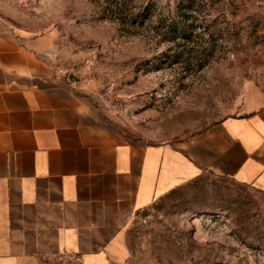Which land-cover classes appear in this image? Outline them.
<instances>
[{
  "label": "rangeland",
  "instance_id": "rangeland-1",
  "mask_svg": "<svg viewBox=\"0 0 264 264\" xmlns=\"http://www.w3.org/2000/svg\"><path fill=\"white\" fill-rule=\"evenodd\" d=\"M160 1L172 9L176 0ZM207 2L198 30L212 32L214 49L196 70L164 63L173 43L153 19L130 28L94 0H0L18 41L46 45L42 77L67 84L107 128L132 139L133 168L143 151L150 196L119 228L120 264H264V114L250 117L264 108V0ZM247 150L252 159L235 174ZM33 264L76 261L58 251Z\"/></svg>",
  "mask_w": 264,
  "mask_h": 264
},
{
  "label": "crops",
  "instance_id": "crops-1",
  "mask_svg": "<svg viewBox=\"0 0 264 264\" xmlns=\"http://www.w3.org/2000/svg\"><path fill=\"white\" fill-rule=\"evenodd\" d=\"M39 42L18 41L0 19V264L58 251L76 264H120L119 228L150 196L143 151L133 168V140L107 128L67 84L42 77ZM251 153L234 162L235 174Z\"/></svg>",
  "mask_w": 264,
  "mask_h": 264
},
{
  "label": "trees",
  "instance_id": "trees-1",
  "mask_svg": "<svg viewBox=\"0 0 264 264\" xmlns=\"http://www.w3.org/2000/svg\"><path fill=\"white\" fill-rule=\"evenodd\" d=\"M100 10L119 24L135 28L153 19V28L163 40L173 43L164 63L180 64L183 68H203L210 60L214 39L212 32L204 38L202 28L206 18L201 9L208 7L207 0H176L172 9L160 0H94ZM204 27V26H203ZM206 27V26H205ZM197 180L190 179L183 187H191ZM177 188V187H176ZM172 187L167 192L176 189Z\"/></svg>",
  "mask_w": 264,
  "mask_h": 264
}]
</instances>
